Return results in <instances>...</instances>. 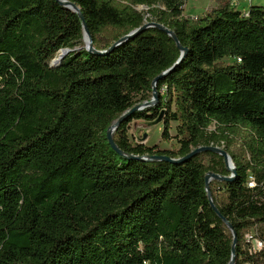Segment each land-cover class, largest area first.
Wrapping results in <instances>:
<instances>
[{"label": "trees", "instance_id": "trees-1", "mask_svg": "<svg viewBox=\"0 0 264 264\" xmlns=\"http://www.w3.org/2000/svg\"><path fill=\"white\" fill-rule=\"evenodd\" d=\"M67 1L80 7L99 51L155 21L187 55L158 82V103L119 126L120 155L107 132L177 63L176 42L148 29L99 56L82 47L80 16L57 0H0V264H230L234 237L206 190L208 173L233 175L224 159H129H178L220 143L235 179L210 190L237 234L235 264H264V239L258 251L247 241L264 226V8L244 17L219 0L193 19L184 16L187 0ZM62 49L79 50L52 67ZM163 110L162 139H174L177 123L180 148L133 144L130 124ZM240 131L247 135L236 150Z\"/></svg>", "mask_w": 264, "mask_h": 264}, {"label": "water", "instance_id": "water-1", "mask_svg": "<svg viewBox=\"0 0 264 264\" xmlns=\"http://www.w3.org/2000/svg\"><path fill=\"white\" fill-rule=\"evenodd\" d=\"M61 5H63L64 7L72 10L74 13H77L80 18L82 19L83 23H84V29H83V40L85 42V49L95 55H99V56H105L108 55L110 53H112L117 47L121 46L122 44L126 43L127 41H129L132 38H135L139 35H141L143 32H145L148 29H159L164 31L167 35H169L178 45L180 51H181V56L179 58V60L177 61V63L168 71L162 73L160 76H158L152 83V98L150 100L144 101L143 103H139L137 104L131 111L127 112L126 114H124L118 121H116L108 130L107 132V138L109 141V144L111 145V147L120 155H123V152L118 148L116 141H115V133L117 131V129L119 128V126L122 124V122L127 119L129 116H131L133 113L137 112V111H143L145 109H149L154 107L158 101H159V94H158V89H157V85L158 82L162 79H164L165 77H167L180 63H182V61L185 59L186 55H187V49L182 48V46L180 45V42L176 36V34L174 33L173 30H171L170 28L166 27L165 25L155 22V21H149V22H145L144 25H142L140 28L133 30L130 34L122 37L121 39H119L118 41H116L108 50L105 51H99L95 48L94 46V42H93V38L90 35V32L88 30V27L85 23V18L81 12L80 7H78L77 5L67 1V0H57ZM79 49H62L58 55V57L56 59H54L51 62V66L52 67H56L58 65H60L62 63V61H64L66 59V57ZM166 111L163 110L160 114V116L153 122H148L149 125H157L160 123H163V119L165 116ZM148 135L145 134L143 139H142V143L144 145L145 140L147 139ZM205 152H212L215 154L220 155L223 159L224 162L226 164V167L229 171H231L233 173V175L231 176H222L213 172H210L206 175V190H207V194L211 203V207L213 208V210L218 214V216L223 220V222L225 223L226 227L229 229V231L232 233L233 237H234V241H233V256H232V260L230 262V264H235V254H236V245H237V234L234 231V228L232 226V224L225 219L220 211L218 210L217 206L215 205L213 198H212V193L210 190V183L215 180L218 182H231L232 180L235 179V173H236V169L234 166V163L232 161V157L230 156V154L217 146H202L199 147L197 149H194L190 154H188L187 156L183 157V158H178V159H174L171 158L169 156H152L150 158L147 157H140V156H130L129 159L132 160H139V161H151V162H168L171 164H183L188 162L189 160H191L192 158H194L195 156L205 153Z\"/></svg>", "mask_w": 264, "mask_h": 264}, {"label": "rangeland", "instance_id": "rangeland-1", "mask_svg": "<svg viewBox=\"0 0 264 264\" xmlns=\"http://www.w3.org/2000/svg\"><path fill=\"white\" fill-rule=\"evenodd\" d=\"M218 5H219V0H187L185 2V7H184V16L186 18L199 19L205 16L208 12H210L214 8L218 7ZM252 6L264 8V0H253ZM138 10L145 13L149 11V9L144 6L138 7ZM148 17L149 15L146 14V18ZM100 41L102 43H105L108 42V39L106 37H101ZM84 46L85 43L83 40L82 47ZM222 62L224 63V65H227L232 61L229 59H225ZM151 98H152V94L149 95L148 100H150ZM177 126H178L177 123H172L171 125L170 134L174 138L171 141H164L162 139L163 123L157 125H149L148 122L134 121L130 124L128 135L130 141L133 144H139L142 143V139L144 135L147 134L148 137L144 142L145 146H150V147L158 146L159 149L161 150L173 151V150H178L180 148L178 140L175 138L177 136ZM209 130L210 131L215 130V126L213 125L212 127L209 128ZM246 135L247 132L240 131L232 141V148L238 150L239 146L244 143ZM216 146L225 150V144L223 143H220ZM204 162L207 165H212V161L208 157H204ZM253 181H254L253 177L250 176V178L248 179V185L250 187L252 186ZM212 184L214 189H217L219 186L222 185L221 182L215 180L212 181ZM261 239H264V226H259L257 228L250 230L247 236V241L252 244L253 250L256 251L261 249V245H260Z\"/></svg>", "mask_w": 264, "mask_h": 264}, {"label": "built area", "instance_id": "built-area-1", "mask_svg": "<svg viewBox=\"0 0 264 264\" xmlns=\"http://www.w3.org/2000/svg\"><path fill=\"white\" fill-rule=\"evenodd\" d=\"M253 0H232L231 6L236 11L240 12L242 16L248 17L250 14V8L252 6ZM162 93H165L164 89L161 91ZM255 186V183L253 181L252 186ZM260 245L262 247V243L260 242Z\"/></svg>", "mask_w": 264, "mask_h": 264}, {"label": "bare ground", "instance_id": "bare-ground-1", "mask_svg": "<svg viewBox=\"0 0 264 264\" xmlns=\"http://www.w3.org/2000/svg\"><path fill=\"white\" fill-rule=\"evenodd\" d=\"M85 43V42H84Z\"/></svg>", "mask_w": 264, "mask_h": 264}]
</instances>
